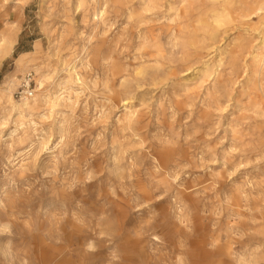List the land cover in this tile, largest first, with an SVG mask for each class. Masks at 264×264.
<instances>
[{"label":"rangeland","instance_id":"rangeland-1","mask_svg":"<svg viewBox=\"0 0 264 264\" xmlns=\"http://www.w3.org/2000/svg\"><path fill=\"white\" fill-rule=\"evenodd\" d=\"M221 5L0 0V37L14 40L0 86L10 89L20 58L34 91L41 75L47 90L78 72L58 106L39 101L14 133L17 116L0 97V264H41L43 241L54 254L76 228L89 264H190L196 238L211 264H264V76L249 56L226 54L260 18L226 33L210 25L193 45L176 39ZM125 235L150 255L124 251Z\"/></svg>","mask_w":264,"mask_h":264},{"label":"bare ground","instance_id":"bare-ground-1","mask_svg":"<svg viewBox=\"0 0 264 264\" xmlns=\"http://www.w3.org/2000/svg\"><path fill=\"white\" fill-rule=\"evenodd\" d=\"M95 14H97L96 19L105 20L104 18L106 15V10L105 8H100ZM254 16H258L260 18V26L257 29H253L251 25L246 22V27L239 26V23L242 22L241 20L243 18L251 19ZM205 17H208V15ZM205 17H201L198 20L199 26L195 27V31L191 33L190 36H188L186 33H179L178 37L176 36V39H178L177 44L179 42L180 45L182 44L183 46H189L197 43L200 41V35L198 34L199 31H202L203 34L201 35V39L204 40L207 35L206 27L210 25H216V27H213V30H216L218 27L221 28L222 26H228L223 29L221 33H226L233 27H243V29H241L245 32H248L249 36L247 37L243 35V33L241 34L242 36H238L234 42H231L227 45L226 54L232 63H234L239 58V56H249L252 60V63L256 66L254 69L255 78L257 80H261V78L264 76V0H222L221 10H214L212 14H210L212 21L206 20ZM213 34L216 37L218 33L215 31ZM13 43L14 40H11L5 36L0 37V62L6 54L10 53ZM30 67V64L24 58L17 60L15 68L16 70L13 72V75H11L9 80L11 87L12 85H14V87L18 84L21 85L25 76L24 75L22 78H19L16 76L17 71H20L22 74H25L24 72L29 73L27 70H29ZM71 69L72 70H69L68 76H63L57 80H53L50 84V88L47 90L45 88V84L50 76L46 74L41 75V78L38 80L37 85L35 86V91L38 93L36 96H34L33 93L32 97H24L19 100H14L12 96L13 92L10 90L11 87L10 89H5L3 86H0V97L1 95L7 97L6 102L11 107L10 111L15 112V115L17 116L14 121L15 128L12 130V133L16 132L20 126L25 124L23 121V113L31 112L36 109L38 107L39 101L46 105L51 104L52 107L59 105V101L64 99L60 95L62 93L61 90H64L68 86L71 78L78 75L75 65H73ZM186 69H189V67ZM127 121V126L132 128L135 121L133 116L129 115ZM42 139L44 140V144L48 143L47 139L43 137ZM168 161L169 159L167 156H163L160 159V164L166 167ZM100 231L102 232V230ZM172 231H174V233H178L176 230ZM75 233L76 238H70L68 242L66 240V247L56 248L54 254L50 253V244L48 241H45V239L42 243L45 250L42 252L41 264H89L86 262V258L84 256L83 258L80 257V255H84V253L87 254L88 252L84 251L83 248L84 245L87 244L88 239L84 237L83 231L80 228H76ZM165 241L167 240L165 239ZM205 245L206 241L200 240L198 238L194 239V242L192 243V247L194 248L192 254L193 258L190 264H211L209 258L210 256L207 255V252L203 251V247H205ZM89 247H94L92 241L89 242ZM122 247L124 248V251H126L127 248L128 252L139 250L144 255H150L148 251L145 250L144 241L139 237L133 238L130 235H125L122 238ZM65 249L67 250L66 254L63 252ZM215 251L217 253L222 252L219 246L216 247ZM75 252H77V257H74V254H72ZM177 264L187 263L185 260H182V258H179Z\"/></svg>","mask_w":264,"mask_h":264},{"label":"built area","instance_id":"built-area-1","mask_svg":"<svg viewBox=\"0 0 264 264\" xmlns=\"http://www.w3.org/2000/svg\"><path fill=\"white\" fill-rule=\"evenodd\" d=\"M34 84L35 79L33 74L31 72L27 73L24 76L21 85H19L14 95L19 99H22L24 97H32L33 93L35 92L33 88Z\"/></svg>","mask_w":264,"mask_h":264}]
</instances>
